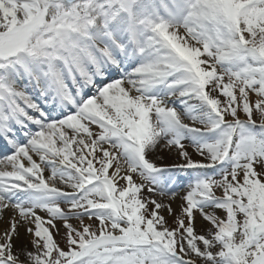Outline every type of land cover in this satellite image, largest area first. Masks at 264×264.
<instances>
[{
  "label": "snow or ice",
  "instance_id": "obj_1",
  "mask_svg": "<svg viewBox=\"0 0 264 264\" xmlns=\"http://www.w3.org/2000/svg\"><path fill=\"white\" fill-rule=\"evenodd\" d=\"M0 264H264V0H0Z\"/></svg>",
  "mask_w": 264,
  "mask_h": 264
}]
</instances>
